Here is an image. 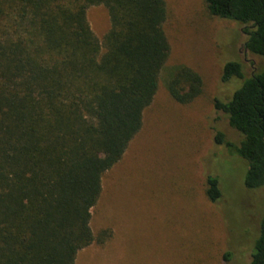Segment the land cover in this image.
Masks as SVG:
<instances>
[{"label": "trees", "instance_id": "trees-1", "mask_svg": "<svg viewBox=\"0 0 264 264\" xmlns=\"http://www.w3.org/2000/svg\"><path fill=\"white\" fill-rule=\"evenodd\" d=\"M211 16L239 23L244 48L260 57L245 75L236 60L220 78L240 79L215 99L241 138L224 143L246 162L243 184L264 185V0H203ZM102 5L109 29L99 40L87 9ZM165 0H0V264H76L79 250L102 244L91 209L102 177L141 130L168 55ZM168 94L187 103L201 76L180 66ZM210 202L221 191L208 175ZM223 258L228 261L227 253ZM248 264H264V216Z\"/></svg>", "mask_w": 264, "mask_h": 264}, {"label": "rangeland", "instance_id": "rangeland-1", "mask_svg": "<svg viewBox=\"0 0 264 264\" xmlns=\"http://www.w3.org/2000/svg\"><path fill=\"white\" fill-rule=\"evenodd\" d=\"M165 2L169 55L156 94L141 130L104 173L102 193L91 209L94 234L110 229L111 236L79 250L76 264H248L251 259L264 216V185L247 189L246 162L215 140L218 132L232 143L241 138L215 99L226 101L241 82L221 81L225 62H240L248 75L251 63L261 59L244 48L242 26L209 15L203 0ZM86 15L102 40L110 25L106 8L90 6ZM180 66L202 79L201 93L187 103L174 100L165 84ZM208 175L220 187L215 202L205 194Z\"/></svg>", "mask_w": 264, "mask_h": 264}]
</instances>
